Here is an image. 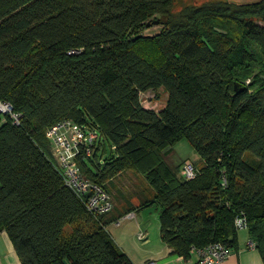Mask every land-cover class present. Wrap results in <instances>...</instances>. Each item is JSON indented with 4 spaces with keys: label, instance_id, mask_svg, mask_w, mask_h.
<instances>
[{
    "label": "trees",
    "instance_id": "obj_1",
    "mask_svg": "<svg viewBox=\"0 0 264 264\" xmlns=\"http://www.w3.org/2000/svg\"><path fill=\"white\" fill-rule=\"evenodd\" d=\"M176 2L0 0V102L19 117L0 113V233L22 264H133L106 227L151 207L174 255L235 247L244 217L264 260V0ZM158 90L165 103L145 108ZM64 119L98 134L76 158L87 180L108 192L129 172L151 198L93 217L44 134ZM182 140L203 162L192 180L164 160Z\"/></svg>",
    "mask_w": 264,
    "mask_h": 264
},
{
    "label": "built area",
    "instance_id": "obj_2",
    "mask_svg": "<svg viewBox=\"0 0 264 264\" xmlns=\"http://www.w3.org/2000/svg\"><path fill=\"white\" fill-rule=\"evenodd\" d=\"M12 110L8 103L0 102V113L10 115L14 124L18 125L19 117ZM44 134L50 142L51 155L55 160L57 170L60 171L64 185L83 202L86 210L93 217L109 214L113 209L111 196L102 186L87 180L76 164V158L82 150L87 156L91 154V148L98 143V134L67 119L57 122ZM179 175L186 180H192L198 174L192 164H182ZM235 224L237 230L247 226L244 217L237 219ZM247 246L255 249V243L251 240ZM191 252L197 254V264H220L231 253L230 249L222 243H213L203 248H192Z\"/></svg>",
    "mask_w": 264,
    "mask_h": 264
},
{
    "label": "crops",
    "instance_id": "obj_3",
    "mask_svg": "<svg viewBox=\"0 0 264 264\" xmlns=\"http://www.w3.org/2000/svg\"><path fill=\"white\" fill-rule=\"evenodd\" d=\"M148 92L142 93L140 97ZM110 188L113 191L114 185L113 187L110 185ZM112 194L115 200L112 204L114 205L112 215L122 214L128 209V206L124 203H118L120 196H115V191ZM150 210H154L153 213L149 210H131L128 214H124L118 220L108 224L106 230L119 250L133 264H197L198 256L194 252H190V256L187 259L172 254V251L160 239L158 211L153 207ZM108 216L106 217L109 218ZM237 236L236 246L230 247V256L220 264H264L259 251L256 248H248L247 244L250 241V237L247 236V232H239ZM12 245L7 234L1 232L0 264H22Z\"/></svg>",
    "mask_w": 264,
    "mask_h": 264
},
{
    "label": "rangeland",
    "instance_id": "obj_4",
    "mask_svg": "<svg viewBox=\"0 0 264 264\" xmlns=\"http://www.w3.org/2000/svg\"><path fill=\"white\" fill-rule=\"evenodd\" d=\"M220 1L243 4L244 2H253L256 0H177V2L173 5L172 12L177 13L187 6H199L207 2L217 3ZM159 30H161L160 26H154L141 32L143 36H153L159 33ZM248 82H250V79L246 81L247 84ZM166 99L167 95L165 92H163V90L151 91L150 93L148 92L141 96L143 105L148 108L151 107V109L154 110H159L163 103H165ZM106 151L109 155L110 150L107 144ZM164 160L166 164L173 170L182 166V164H192L197 168H201L203 166V162H201L200 157L186 140H182L178 143L176 142V144L172 147L171 152L166 157H164ZM135 180L136 182H134ZM113 185V191L109 185L106 187L113 203L115 200L112 192L114 191L116 192L115 196L119 195L120 198L123 196L122 199H126L129 204L134 205V207H137L143 201L149 200L152 195V188L148 182L142 179V177H136L129 172L122 174L121 176L117 177V179L115 178L112 181L111 187H113ZM141 210H149L152 211L151 213L154 211L150 210V208H144ZM242 231H246L248 236L247 228H241V230H238L237 233Z\"/></svg>",
    "mask_w": 264,
    "mask_h": 264
}]
</instances>
